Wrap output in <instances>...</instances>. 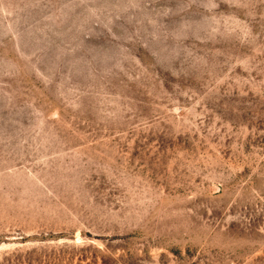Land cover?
I'll return each mask as SVG.
<instances>
[{
  "label": "rangeland",
  "instance_id": "rangeland-1",
  "mask_svg": "<svg viewBox=\"0 0 264 264\" xmlns=\"http://www.w3.org/2000/svg\"><path fill=\"white\" fill-rule=\"evenodd\" d=\"M0 264H264V0H0Z\"/></svg>",
  "mask_w": 264,
  "mask_h": 264
}]
</instances>
